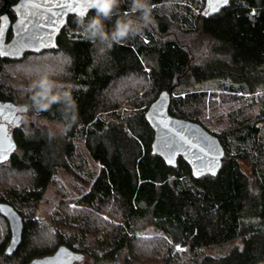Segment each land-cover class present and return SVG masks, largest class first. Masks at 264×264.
I'll list each match as a JSON object with an SVG mask.
<instances>
[{"label": "trees", "instance_id": "1", "mask_svg": "<svg viewBox=\"0 0 264 264\" xmlns=\"http://www.w3.org/2000/svg\"><path fill=\"white\" fill-rule=\"evenodd\" d=\"M16 1L0 0V15L7 14L13 21L10 7ZM169 1L172 0H148L147 3L150 7L147 14L155 23L158 35L165 37L170 25L175 24L186 34L207 37L211 41L207 59L195 62L191 53L173 40H160L151 29L128 26L126 15L131 11L133 0H112L106 17L97 14L94 0L86 22L69 17L57 38V49L38 54L62 53L69 58L68 77L59 91L46 93L34 89L20 101L0 81L1 103L24 107L23 116L29 112L46 121H58L64 130V142L59 144L37 131L30 136L23 134L20 124L10 132L15 147L0 165L9 163L12 169L28 170L33 176L28 188L12 189L5 196L0 195V203L10 205L23 220L22 239L15 256L24 249L33 227L15 204L37 203L55 167H63L74 175L73 143L82 137L90 159L101 167L92 182L90 175L83 176L85 172L80 170L82 179L86 181L88 177L86 182H91L80 203L97 212L108 207L119 215V221L108 230L99 224L94 230L76 225L78 235L95 233L102 237L106 247L102 255L87 248H75L62 240L72 251L83 253L84 260L89 256L96 260L114 259L128 239L145 226L155 228L173 246L184 244L191 234H200L204 225L216 223L217 232L210 244L238 240L240 245L220 257L205 255L193 264L264 263V128L243 120L229 131L218 135L211 132L223 148L221 168L217 176L195 179L181 158L175 167H168L160 157L152 155L153 131L144 119L149 104L159 92L167 91L171 96L169 114L200 124L193 113L183 108L201 100L204 93L191 91L180 95L174 91L188 80L201 83L226 79L230 81V91H243L263 82L264 0H228V4L213 10L219 4L217 0H200L202 7L197 14H175L167 20L156 7ZM96 19L100 21L98 27L93 24ZM121 26L124 34L118 35ZM80 28L99 31V40L107 42L103 53L89 35L69 33ZM7 34L9 38L10 32ZM38 55L25 54L21 60ZM145 56L152 58L147 73L143 64ZM21 60L0 59V77L5 65ZM130 76L143 77L142 87L153 90L145 107L132 115L117 112L116 106H108L104 99L115 82ZM109 111L115 112V120L107 119L105 114ZM261 114L264 127V114ZM250 161L252 167L247 173L240 165ZM6 229L0 241V264H10L14 257L4 254L10 236L9 228ZM45 254L48 253L37 256ZM33 258L32 255L22 264Z\"/></svg>", "mask_w": 264, "mask_h": 264}, {"label": "rangeland", "instance_id": "2", "mask_svg": "<svg viewBox=\"0 0 264 264\" xmlns=\"http://www.w3.org/2000/svg\"><path fill=\"white\" fill-rule=\"evenodd\" d=\"M138 2L145 4L147 10L150 8H148V0H138ZM201 7L200 0H172L156 7V11L165 15L168 20L170 15L197 14ZM144 11L142 8H134L132 4L130 13L126 15L127 25L151 29L155 37L160 40H173L186 48L195 62L199 63L209 57L211 41L207 37L196 33L186 34L178 30L175 24L170 25L168 35L160 36L155 23L147 14L148 12ZM97 14L100 15L99 11ZM172 19L171 17L170 20ZM87 30L80 28L75 31L69 30V33L76 36L89 35L91 39L94 38L98 50L103 53L107 42L99 40L101 36L97 29L95 32ZM69 63V58L62 53L30 56L17 64L5 65L0 81L4 82V86L11 89L15 94V99L20 101L34 89L55 93L65 85ZM143 64L147 73L148 66L152 65V58L145 56ZM262 72L261 77L264 80V68ZM142 78L130 76L115 82L104 98L108 106H116L117 112L131 115L145 107L146 101L150 100L153 95V90L150 87H142L145 84ZM229 87H231L230 81L226 79H211L201 83L188 80L186 83L179 84L174 91H178L180 95L191 91L204 93L201 100H197L183 109L193 113L196 120L214 134L218 135L226 130L229 131L243 120L254 122L263 129V123L260 121L261 113L264 114V81L252 88H245L243 91H230ZM105 116L109 120L116 119L115 112L109 111ZM20 130L27 136L37 131L38 134L49 137L56 144L64 142L62 139L64 130L60 122L46 121L29 112L22 116ZM82 140V137H78L73 143L75 148L73 153L74 175L63 167H55L54 173L37 203L15 204L17 211H20L25 220L30 219L33 227L28 233L24 249L17 256L14 255L10 264H22L32 255L39 257L37 255L50 253L59 245H64L62 240L72 243L75 248H87L91 252H97V255H102L105 251L106 247L102 244L101 236L95 233L81 236L78 235L79 231L76 229L77 225L83 228L90 226L94 230L95 225L99 224L98 226L108 230L119 221V215L108 207L97 212V210H89L88 207L80 203L81 197L88 192L92 180L94 181L101 167L90 159ZM251 165V161L250 164L243 162L240 167L249 173ZM81 169L85 172L83 176L90 175L91 182H86L88 177L86 181L82 179ZM78 175L80 177H76ZM32 177V172L28 170H14L9 163L0 165V195L5 196L7 191L12 189L18 191L28 188ZM0 217L1 241L6 234L8 224L2 216ZM217 228L216 223L206 224L200 234H191L186 238L184 244L177 243L171 246L170 241L162 233L152 226H145L135 237L128 239L124 249L114 259L96 260L89 256V258L85 257L82 264H193L194 261L200 260L205 255L220 257L232 247L239 246L240 243L235 240L233 243L221 245L210 244L211 237L217 232ZM177 245L180 250L177 249Z\"/></svg>", "mask_w": 264, "mask_h": 264}, {"label": "water", "instance_id": "3", "mask_svg": "<svg viewBox=\"0 0 264 264\" xmlns=\"http://www.w3.org/2000/svg\"><path fill=\"white\" fill-rule=\"evenodd\" d=\"M93 1L17 0L10 7L14 15L13 21L7 14L0 15V59L18 61L25 54L38 55L56 50L57 38L66 27L68 18L73 16L86 22L89 12L93 9ZM222 4L212 7V10ZM170 97L167 91L159 92L144 113L145 122L153 131L150 152L160 157L168 167H175L177 160L181 158L195 179L217 176L223 159L220 142L202 125L171 116ZM24 111V107H10L0 102V117H7L8 123L14 118V127L19 124ZM16 113L18 114L15 115ZM14 147L7 123L0 124V154L8 158ZM0 216L6 220L10 232L4 250V254L10 257L16 253L21 243L23 220L6 203H0ZM83 261V253L59 245L51 253L35 257L27 264H82Z\"/></svg>", "mask_w": 264, "mask_h": 264}, {"label": "clouds", "instance_id": "4", "mask_svg": "<svg viewBox=\"0 0 264 264\" xmlns=\"http://www.w3.org/2000/svg\"><path fill=\"white\" fill-rule=\"evenodd\" d=\"M133 5H134V8H142L145 10V12H147L146 5L143 3H139L138 0H133ZM94 6L99 10L100 14L106 17L109 14L110 8L112 7V3H111V0H105V2L96 3ZM93 24L94 26L98 27L100 24L99 19L94 20ZM117 34L118 35L124 34V26L120 27V31Z\"/></svg>", "mask_w": 264, "mask_h": 264}, {"label": "snow or ice", "instance_id": "5", "mask_svg": "<svg viewBox=\"0 0 264 264\" xmlns=\"http://www.w3.org/2000/svg\"><path fill=\"white\" fill-rule=\"evenodd\" d=\"M105 2V0H96V3H102ZM218 3H223V4H228V0H217ZM89 7H91V5H89ZM207 14V13H205ZM147 42V41H145ZM194 145H190V147H193ZM5 159H7L6 156L0 154V163H2ZM177 249L180 250L179 245H177Z\"/></svg>", "mask_w": 264, "mask_h": 264}, {"label": "flooded vegetation", "instance_id": "6", "mask_svg": "<svg viewBox=\"0 0 264 264\" xmlns=\"http://www.w3.org/2000/svg\"><path fill=\"white\" fill-rule=\"evenodd\" d=\"M18 113H16L15 115H17ZM22 115V114H21ZM23 116V115H22ZM22 116H21V119H20V121L18 122L19 124L21 123V120H22ZM7 117H4V118H2V117H0V124H2V123H7V129H8V132H11L12 130H13V128H14V125H13V123H14V118L11 120V122H7Z\"/></svg>", "mask_w": 264, "mask_h": 264}]
</instances>
